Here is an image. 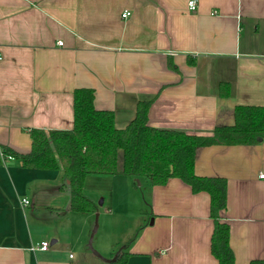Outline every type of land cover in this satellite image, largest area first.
<instances>
[{
  "label": "crops",
  "instance_id": "obj_1",
  "mask_svg": "<svg viewBox=\"0 0 264 264\" xmlns=\"http://www.w3.org/2000/svg\"><path fill=\"white\" fill-rule=\"evenodd\" d=\"M188 1L0 0V146L27 153L32 128L71 129L79 87L94 90L95 107L113 110L118 127L145 99H153L150 125L205 134L233 124L239 104L264 105V0H197L196 11ZM126 10L131 14L123 17ZM195 172L228 180L223 215L235 264L264 260V137L200 146ZM101 175L85 181V188L89 178L95 182V201ZM108 175L125 183L131 198L139 189L143 207L136 234L135 225L120 234L126 224L109 218L111 188L94 254L86 242L97 211L70 209L63 171L4 158L0 264H109L116 242L129 253L127 264L218 263L207 191L194 192L178 177L153 185L141 176ZM44 240L50 247L36 248Z\"/></svg>",
  "mask_w": 264,
  "mask_h": 264
},
{
  "label": "trees",
  "instance_id": "obj_2",
  "mask_svg": "<svg viewBox=\"0 0 264 264\" xmlns=\"http://www.w3.org/2000/svg\"><path fill=\"white\" fill-rule=\"evenodd\" d=\"M222 93L230 87L222 84ZM92 88L74 91V125L71 129L32 128V148L19 153L0 146V164L9 156L22 165L38 169H61L70 188V209L98 211L99 205L84 191L89 174H124L149 179L153 185L178 177L194 192L210 194V216L214 222L211 252L217 264H235L230 245V226L224 218L228 201V180L222 176H202L195 172L197 149L212 144L257 143L264 137V105L239 104L234 123L216 126L211 133H190L182 129L159 128L149 124L153 99L140 100L134 118L124 127L115 122V112L97 109ZM128 252L113 253L109 264H127ZM249 264H264L261 258Z\"/></svg>",
  "mask_w": 264,
  "mask_h": 264
},
{
  "label": "rangeland",
  "instance_id": "obj_3",
  "mask_svg": "<svg viewBox=\"0 0 264 264\" xmlns=\"http://www.w3.org/2000/svg\"><path fill=\"white\" fill-rule=\"evenodd\" d=\"M94 175H100V174H94ZM103 178H100V180L96 181L97 184V188L100 191L99 195L100 197H96V202L99 205V210L97 211L98 214V226H100L101 220L103 219V217L101 218L100 215V209L101 210H109V204L111 201V188H114V190L116 191L115 193V200L116 203L114 204V210L115 213H112L111 216H109L110 219H115L116 222L121 226H123L124 224H126L124 227L120 228V234L125 232V231H129V227L135 225V228L133 230V232L131 231L132 234H136L137 230L139 227H137L138 223H139V213L141 208L143 207V198H142V194L140 193L139 189L137 190V192L135 194L131 195L125 192L127 189H125V183H121V182H116L113 183L112 180V175H108V174H103L101 175ZM95 177V176H93ZM98 177V176H97ZM92 178H89L88 183L86 185L85 188V193L88 196L91 197H95L97 192V189H95V182H92L91 180ZM99 183V184H98ZM127 186V185H126ZM99 192V191H98ZM70 193V191H69ZM102 201V203H100ZM131 213H130V212ZM75 215H80V213H75ZM55 219H60L59 217H55ZM128 223V224H127ZM127 226V227H126ZM126 227V228H125ZM94 229V228H93ZM92 229V231H93ZM102 231V229H101ZM101 232H98V228L97 231L95 232V234L92 233L90 235V237L88 238L86 244L89 248V250H91L94 254L95 251L98 252V249L96 247L97 242H98V238L100 236ZM92 236V245L90 246L89 242ZM125 238V236H123V239ZM115 246H118L117 249L115 251H113V253H118L119 250L122 248L121 244H119L118 242L115 243Z\"/></svg>",
  "mask_w": 264,
  "mask_h": 264
},
{
  "label": "built area",
  "instance_id": "obj_4",
  "mask_svg": "<svg viewBox=\"0 0 264 264\" xmlns=\"http://www.w3.org/2000/svg\"><path fill=\"white\" fill-rule=\"evenodd\" d=\"M197 7H198V1H197V0H189V1H188V8H189L190 11H196V10H197ZM130 14H131V12L128 11V10H126V11H124V12L122 13V16H123V17H128ZM58 44H59V45H63L64 43H63V41L59 40V41H58ZM10 157H11V156H9V158H10ZM260 177L264 179V172H261V173H260ZM22 203L26 205V204L30 203V200L27 199V198H23V199H22ZM49 247H50V241H48V240H44V241H41V242L37 245L36 248H38V249H42V250H46V249H48Z\"/></svg>",
  "mask_w": 264,
  "mask_h": 264
},
{
  "label": "water",
  "instance_id": "obj_5",
  "mask_svg": "<svg viewBox=\"0 0 264 264\" xmlns=\"http://www.w3.org/2000/svg\"><path fill=\"white\" fill-rule=\"evenodd\" d=\"M100 203H102V201ZM97 219H98V214H96L95 225H94V229L92 231V236H93V234H95V232L97 231V228H98ZM92 236H91V239H90V242H89L90 246L92 245V239H93ZM95 253H97V252L95 251Z\"/></svg>",
  "mask_w": 264,
  "mask_h": 264
}]
</instances>
